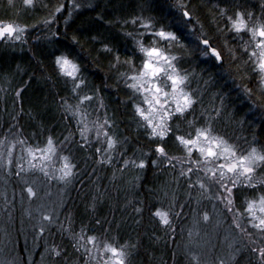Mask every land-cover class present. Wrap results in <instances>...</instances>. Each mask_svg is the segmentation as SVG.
<instances>
[{"label":"trees","instance_id":"1","mask_svg":"<svg viewBox=\"0 0 264 264\" xmlns=\"http://www.w3.org/2000/svg\"><path fill=\"white\" fill-rule=\"evenodd\" d=\"M74 1L80 7L70 19L49 30L43 29L42 23L58 5L65 10L72 0H34L32 5L24 0H0V22L25 27L27 37L23 45L0 42V141H4V148L16 140H25L24 147L43 146L51 137L56 152L70 157L75 171L84 173L66 184L63 191L41 201L50 185L63 188L58 181L48 185L49 178L34 171L17 176L14 152L11 170L0 165V264H96L79 247L81 229L84 242L88 236H97L117 247L129 245V264H197V259L198 264H217L220 258L227 264H259L258 254L252 249L264 247V238L248 224L251 217L245 210L247 200L264 195L262 185L255 190L237 187L234 209L229 212L215 199L223 195L222 189L209 184L214 207L211 200L189 197L176 211L183 214L172 216L171 228L160 222L156 211L169 209L168 199L187 195L177 185L186 152L169 136L166 151L169 157L180 159L169 164L158 157L154 152L156 142L133 107L138 94L128 87V80L123 82V74L133 73L124 61H131L137 72L144 59L136 41L145 48H160L180 60L177 68L191 76L189 81L198 82L194 92H203L201 110L210 121L223 105L219 116L214 117L220 136L232 140L230 144L238 150H248L241 145L247 139H255L252 145L259 149L264 147V130H258L264 128V88L254 63L257 59L249 58L254 44L248 39L250 34L238 36L230 31L227 18L244 11L253 14V22L264 21V0H187L186 10L191 13L187 24L175 0ZM142 24L151 26L146 29ZM161 28L175 33L178 39L169 42L154 35ZM38 31L41 37L32 40ZM201 37L217 47L221 44L222 61L203 56ZM61 55L79 65V77L85 81L77 89L79 96L92 97L80 109L86 113L91 129L86 133L87 144L80 135L82 125L65 112L64 102L75 108L79 101L73 94V79L61 74L56 63ZM96 114L112 122L108 132L117 140L112 150H108L107 139H102L103 135L97 139L92 129L91 117ZM175 122L174 130L178 125ZM184 122L180 123L185 127ZM65 137H71L72 142H65ZM97 148L101 151L96 152ZM16 149L21 145L13 151ZM109 156L111 163L107 162ZM101 159L105 162L100 163ZM142 160L145 167H137ZM125 161H129L127 166ZM255 180H264V171L257 169ZM29 186L36 192L33 199L27 194ZM236 209L242 214V226L252 233L251 239L235 228ZM205 212L208 221L202 219ZM48 215H52V222L42 219ZM196 215H200L195 226L198 239L205 237L206 229L213 238L199 249L189 243ZM54 249L61 255L57 256ZM97 256L105 258L107 254L100 252Z\"/></svg>","mask_w":264,"mask_h":264},{"label":"snow or ice","instance_id":"2","mask_svg":"<svg viewBox=\"0 0 264 264\" xmlns=\"http://www.w3.org/2000/svg\"><path fill=\"white\" fill-rule=\"evenodd\" d=\"M24 3L32 5L33 0H24ZM178 6L182 9V17L187 18L191 16V13L186 10L184 4H179ZM74 7H78V5H74ZM56 11L59 12L60 8H57ZM220 11L225 12L226 10L221 9ZM252 15L251 12L238 11L234 14L235 18L232 16L227 18L231 21L230 31H233L238 36L241 33L250 34V40L254 44V48L249 58H257L254 63H256V67L260 73L261 83L264 84V21L256 20L253 22L251 20ZM190 22V20L184 21L185 24ZM131 23L135 24L136 20H132ZM150 26V24H142V27L146 29ZM25 31V27H19L10 22L7 24L0 23V40L19 41L23 38ZM128 35L131 34L129 33ZM154 35L169 42L178 39L175 33L166 32L162 28L158 33H154ZM200 43L207 49L203 53L206 57L210 56L214 60H223L220 51L211 46L209 39H203ZM136 45L138 46V51L145 54L142 67L139 73L136 74L132 62L124 61V63L132 68L134 74L130 77L127 74H123V76L126 81H133L128 87L133 90L134 95L139 94L140 102H133V107L137 115L143 120L149 137L153 138L156 142L154 152L158 154V157L167 159L169 164H172L173 160H179L180 158L178 157H169L166 151L165 144L169 136H171L186 151V156L181 162L180 176L190 181L191 177L195 175L197 177L195 183L202 190H207L208 184H214L217 189H222L225 195H217L215 199L222 200L224 207L229 212H233V188L245 187L255 190L258 184L264 186V180H255L254 182L257 169L264 171V147L258 149L252 146L250 150H238L236 145L229 144L223 136L215 133L210 122L199 128L195 127L194 122H189V127L193 131L186 133V135H177L176 132L179 129L174 130L169 122L174 115H183L185 112L193 110V106L197 103L193 94L185 91V88L188 87V77L186 74H182L181 70L173 63L176 59L175 57L170 58L158 47L145 48L141 41H136ZM257 49L259 52L256 51ZM106 50L111 51L110 49ZM247 50L248 45L246 44L245 51ZM116 59L119 63V57H116ZM56 63L60 65V69L65 75L73 78V94L77 97L79 103L73 108L72 105L64 102V108L66 113L71 114L72 117L77 119L78 126L82 125L79 129L80 135L87 144L86 133L91 131V129L86 120V113H82L79 106L85 102L90 103L92 97L88 95L80 97L77 92V89L85 83L77 75L80 71L79 65L72 63L66 56L58 57ZM69 66H71L72 71H68ZM77 80H79V83L76 82ZM167 89H170V91ZM17 96H19V93H17ZM170 99L172 102L171 106L169 103ZM100 106L103 107L102 104ZM91 123L96 129L97 139L102 134L107 139L108 150L114 149L117 140L107 131V126H111L112 124L109 118L105 116L103 123L99 119ZM5 140H7V137H5ZM65 142L71 143V137H65ZM253 142L255 143V139ZM26 143L25 140L11 141L8 147L4 148V141H0V165L9 170L12 169V153L16 145L19 144L21 145L23 154L17 158L15 165L19 169V171L15 172L17 176H20L21 171L39 170L46 178L69 184L78 176L84 175L82 172L75 171L76 165L69 162L70 157H59L64 161L62 166L55 171L49 170V164L46 161H51L52 157L57 154L54 141L51 137L47 138L43 148L39 146L35 148L31 146L24 147ZM95 151L100 152L101 149L97 148ZM194 151L198 153V158L196 159H193ZM38 153L40 154L39 156L37 155ZM25 162L27 163V168L24 167ZM99 162L104 163L105 161L101 159ZM107 162L111 163L110 156ZM124 163L127 166L129 161H125ZM136 166L143 168L145 167V162L142 160ZM201 173H203V176H201ZM205 178L208 183L205 182ZM189 187H194V185L189 184ZM27 193L31 197L36 196V192L30 186L27 187ZM246 204V212L251 217L248 220V224L257 230L261 238H264V195H259L256 199L247 200ZM257 209L260 213L259 215L257 214ZM155 215L160 217V222L163 225L168 228L172 227V216L168 212H160L158 210ZM174 215L179 216L180 213L176 212ZM241 215L239 214V210L236 209L233 214V224L236 229H239L240 233L247 235L251 239L252 233L248 232L247 228L242 226L240 222ZM42 219L49 222L53 221L52 215L44 216ZM202 219L204 221L209 220L207 212L203 214ZM40 231L43 232L44 228L41 227ZM84 241V230L81 229V233L78 236V244L87 254L90 261H96V264H129L130 252L127 250L130 247L129 245L117 247L112 243L100 240L97 236H88L87 241ZM89 244L92 245L91 248L88 247ZM54 251L57 256L61 255L59 250L54 249ZM252 251L258 254L259 264H264V247L253 248ZM100 252L110 255H108L107 259H104L97 256V253ZM194 259L197 258L194 257ZM217 264H227V262L223 258H220Z\"/></svg>","mask_w":264,"mask_h":264},{"label":"rangeland","instance_id":"3","mask_svg":"<svg viewBox=\"0 0 264 264\" xmlns=\"http://www.w3.org/2000/svg\"><path fill=\"white\" fill-rule=\"evenodd\" d=\"M34 1V0H33ZM38 1V0H37ZM187 0H175V2H176V4H177V6L179 5V4H184L185 5V2H186ZM72 5H78V7H72ZM72 5H69L68 4V6H67V8L64 10V6L63 5H58V7H56V9L57 8H60V11L59 12H57L56 11V9H55V11H54V14L53 15H51L50 17L48 16V19L47 20H45L43 23H42V28L43 29H49L50 30V28H54V29H56L57 28V26L60 24V23H65L68 19H70V17H71V15L73 14V12H75L79 7H80V5L77 3V2H75L74 0H72ZM180 8V7H179ZM181 13H182V11H180ZM60 14V15H59ZM0 23H3V24H7V22H0ZM15 25V24H14ZM20 27V26H19ZM49 32H52V31H49ZM48 32V33H49ZM50 34V33H49ZM33 37H32V40L33 39H36V38H40L41 37V33H40V31H38L37 32V35H32ZM26 35H25V33L23 34V38L21 39V40H19V41H16V40H8V39H2L1 41H3V42H8L9 44H11V45H13V46H16V45H23L24 43H26ZM249 40H250V35H249V38H248ZM219 51H220V53L222 52V54H223V49L221 48V44H220V47L218 48L217 47V45H214ZM205 51H207V49L206 48H204L203 47V49H202V54L205 52ZM257 52H259V50L257 49ZM61 56H66V55H61ZM60 56V57H61ZM169 56V55H168ZM203 56L205 57V58H209V56H205L204 54H203ZM72 63H74V64H76L73 60H72V58L70 59L68 56H66ZM170 58L172 57V56H169ZM204 58V59H205ZM144 59H145V56H144ZM257 59V58H256ZM178 61V62H177ZM179 62H180V60L178 59V58H176L174 61H173V63L175 64V66L177 67V65H176V63H178L179 64ZM58 65V64H57ZM58 67H59V70L61 71V69H60V65H58ZM141 67H142V64H140V66H139V70H137V72H135L136 74H138L139 73V71H140V69H141ZM68 71H72V68H71V66H69V68H68ZM61 74H63L64 76H66V77H68V78H70V79H73L72 77H69V76H67V75H65L64 74V72H62L61 71ZM134 73H129L127 76H132ZM78 76H79V73L77 74ZM191 79V76H188V81H187V83H188V87H186L185 88V91L186 92H191L192 94H196V96L197 97H199V99L198 98H196L195 97V99H196V101H197V103L193 106V110H191L190 112H185L183 115H180V114H176V115H174L173 116V118H172V120L169 122L170 124H171V126L172 127H174L173 126V123L175 122V123H178V125L175 127V130L176 129H179L177 132H176V134H179V135H186V133H188V132H192L193 131V129L191 128V127H189V122H194L195 123V127H197V128H199V127H203L206 123H208V122H210L211 124H212V127H214L215 129H214V131H215V133H217L218 134V132L217 131H219V130H217V124H216V122H215V120H214V117H216V116H219V114L221 113V110H223V105H222V107H221V109L219 110V109H217V111H215L216 113H214V117L212 118V120L210 121V116H205L204 115V112L205 111H202L201 110V107H202V105H201V101L200 100H203L202 99V93L203 92H194L195 90H198L197 89V87H198V82H195V81H189ZM123 82H126V80H123ZM133 81H131V80H128V83L127 84H131ZM261 83V82H260ZM207 84V83H206ZM261 85L263 86V88H264V84H262L261 83ZM167 90H169L170 91V89H167ZM137 102H140V97H139V94H138V101ZM169 103H170V106H171V104H172V102H171V99H170V101H169ZM80 107V109H84L83 108V105H80L79 106ZM220 111V112H219ZM97 116H95V118H92L91 117V122L92 121H95V120H97V119H99V121L101 122V123H103V121H104V118H105V116H99L98 114H96ZM222 115V114H221ZM224 115V114H223ZM222 115V116H223ZM187 119V120H186ZM184 120H186L185 122H184ZM191 120V121H190ZM143 121V120H142ZM180 122H184L185 123V128H184V126H182V124L180 123ZM142 124V123H141ZM91 126H92V129L94 128L95 129V127H93V124L91 123ZM185 129V130H184ZM96 130V129H95ZM258 130H264V128H261V129H258ZM107 131H108V126H107ZM245 138H246V136H244ZM100 138H102V134H101V136H100ZM225 138V137H224ZM102 139H106V138H102ZM101 139V140H102ZM226 139V138H225ZM228 142H229V144L231 143V142H233L232 140H228V139H226ZM254 140H252V139H247V140H245L244 142H245V144H242L241 143V145H246L247 146V148H248V150H250V148L253 146L252 144H254V142H253ZM234 143V142H233ZM101 144V143H100ZM29 146H31V147H33V148H35V147H37V146H34V145H28L27 147H29ZM45 145H43V146H39V147H41V148H43ZM155 147H156V145L154 146V149H155ZM256 147V146H255ZM181 148L183 149V151L184 152H186L185 151V149L183 148V146L181 145ZM258 148V147H257ZM259 149V148H258ZM241 151H246V150H243V148H241L240 149ZM14 152V156H16V159H17V157H19V156H21L22 155V151H21V149H16L15 151H13ZM57 153V152H56ZM13 154V153H12ZM38 156L40 155L39 153L37 154ZM158 155V154H157ZM59 157H66L65 155H61V154H59V153H57L55 156H53L52 157V159H51V161H46V163H48L49 164V170L50 171H55L56 169H59L61 166H62V164L64 163V161L62 160V159H60ZM193 158L194 159H196V158H198V153L197 152H193ZM15 162H17V160L15 161ZM70 162V161H69ZM24 167L25 168H27V163L25 162V164H24ZM16 171H19V169H16ZM32 171H34V173H38V172H40L39 170H32ZM32 171H26L28 174H31L32 173ZM21 172H24V171H21ZM41 174L44 176V174L41 172ZM201 176H203V173H201ZM255 177H256V175H255ZM25 178H27V177H25ZM196 179H197V177L195 176V175H193L192 177H191V180L189 181V180H186L184 177H181L180 178V181H177V185H178V190L179 191H181V192H186L187 193V195H185V197L183 198V196L178 200L177 199V196L174 198V199H171V200H169L168 199V205H169V209H158L160 212H168L169 214H170V216H174V213L178 210V209H180V208H182L183 207V205L185 204V203H187L188 202V200H189V197H191V198H194V196H196V197H198V201H200V200H205L206 202H209L210 200L212 201L211 202V205L210 206H213L214 207V203H213V201H214V197H213V193L211 192V190H210V185L208 184V189H209V191H208V193L205 195H203V191H205V190H202V189H200V187H199V185L198 184H196L195 183V181H196ZM52 180L51 179H48V181H47V183H48V185L50 184V182H51ZM205 182L206 183H208L207 182V180H206V178H205ZM59 184H60V186H62L63 188H59L58 187V189H56V188H53V186H51L50 185V187H49V189L48 190H46L43 194V199H41V201H43V200H45L46 198H48L49 196H51L52 194H55L56 192H58V191H63V189H64V186L66 185L64 182H59ZM189 184H193L194 185V187H189ZM177 188V187H176ZM194 188H196V190L194 191ZM235 189L236 188H233V191H232V195H233V197H234V191H235ZM34 190V189H33ZM222 192H223V190H222ZM28 194V193H27ZM29 195V194H28ZM223 195H225V193L223 192ZM30 197V199H33V197H31V196H29ZM224 203L222 200H220L217 204H219V203ZM157 210V211H158ZM156 211V212H157ZM246 211V210H245ZM184 213H186V212H184ZM181 214H183V213H181L180 212V215ZM257 214L259 215L260 213H259V211H258V209H257ZM198 216H200V215H196V217H195V219L193 220L194 222L191 224V225H193L192 226V229H191V227H190V229H191V235H189V236H191L190 237V240H189V243H190V245L192 244V247H194V248H196V249H199L201 246L200 245H206L207 244V242H210V241H212L213 240V238L212 237H209L208 235L210 234L209 232V230H203L204 232H203V235L205 236L203 239H198V237H199V232L198 231H196V229L197 228H195V226L197 227L198 226V224H199V221H198ZM203 216V215H202ZM160 218V217H159ZM198 221V222H197ZM218 221H217V224L216 225H218ZM205 229V228H204ZM197 238V242H196V245H195V239ZM211 246H212V244H211ZM108 255H110V254H107V256L104 258V259H107V257H108Z\"/></svg>","mask_w":264,"mask_h":264}]
</instances>
